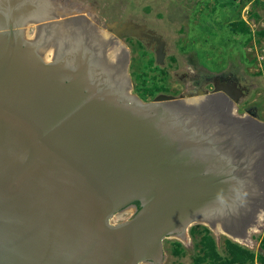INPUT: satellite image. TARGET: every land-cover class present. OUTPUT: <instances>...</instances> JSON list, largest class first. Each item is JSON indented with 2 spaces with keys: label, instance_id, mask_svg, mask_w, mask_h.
<instances>
[{
  "label": "water",
  "instance_id": "1",
  "mask_svg": "<svg viewBox=\"0 0 264 264\" xmlns=\"http://www.w3.org/2000/svg\"><path fill=\"white\" fill-rule=\"evenodd\" d=\"M65 25L94 41L51 44ZM114 26L0 6V264H161L194 226L248 249L261 229L264 122L238 84L144 100Z\"/></svg>",
  "mask_w": 264,
  "mask_h": 264
},
{
  "label": "rangeland",
  "instance_id": "2",
  "mask_svg": "<svg viewBox=\"0 0 264 264\" xmlns=\"http://www.w3.org/2000/svg\"><path fill=\"white\" fill-rule=\"evenodd\" d=\"M26 1L31 3V12L38 11L37 6L41 4L48 5L45 7L52 9V14H83L98 22L100 28L109 34L114 31L108 27L114 25L117 30H134L129 39L123 41L131 53L129 73L134 93L140 96L137 88L143 79L148 87L157 86L156 94L147 96L146 100H152L158 94L187 96L186 90L191 89L187 85L191 81L202 89H210L219 79L227 77L236 81L240 90L238 113L250 114L248 112L253 111L255 117L264 122V63L260 66L256 59L264 49V40L258 43L257 38H253L245 45V36H234L230 28L240 17L253 34L264 29V0ZM226 3L227 7H220ZM253 13H257L259 18H254ZM158 40L164 43L163 62L157 59V47L159 49L161 44ZM254 58L256 61H251ZM258 72L262 74L257 75ZM262 220L261 229H256L257 233L254 232L253 239L247 244L254 251L260 249L264 237V217ZM211 234L222 250L227 237L217 236L212 231ZM175 242L183 245L181 256L173 254ZM164 252L165 259L161 264H191L196 247L190 230L188 242L165 241Z\"/></svg>",
  "mask_w": 264,
  "mask_h": 264
},
{
  "label": "trees",
  "instance_id": "3",
  "mask_svg": "<svg viewBox=\"0 0 264 264\" xmlns=\"http://www.w3.org/2000/svg\"><path fill=\"white\" fill-rule=\"evenodd\" d=\"M220 7H227V3L222 4ZM252 16L254 18L256 17V19L259 18L257 13H253ZM230 28L234 36H245V45L252 42L253 38H257L258 43L264 40V29H260L253 34L249 25L240 19V17L230 25ZM172 61H176L175 58H172ZM251 61L255 62L256 59L254 58ZM150 65H152V61H150ZM261 74V72L257 73V75ZM145 83L146 80L143 79L141 85L137 88L140 97L144 100L147 99V96H153L157 92V86L148 87ZM136 204L139 203L137 202ZM190 233L195 241L196 247V253L192 256L191 264H264V237L261 239L260 249L258 251L248 249L233 242L229 238L224 239V247L221 250L207 227L194 226L190 229ZM173 245V254L175 256H181L183 245L179 242H175Z\"/></svg>",
  "mask_w": 264,
  "mask_h": 264
},
{
  "label": "bare ground",
  "instance_id": "4",
  "mask_svg": "<svg viewBox=\"0 0 264 264\" xmlns=\"http://www.w3.org/2000/svg\"><path fill=\"white\" fill-rule=\"evenodd\" d=\"M6 2V0H0V6L4 5V3ZM39 6H37V10L38 11H32V14H42V13H52L51 10H49L47 7L48 5H45L47 7H45L44 5L38 4ZM1 13L3 14H7L8 11H2ZM30 17V15H27L25 18ZM131 30V29H130ZM75 30L70 29L67 25L65 26H56L53 27V29L51 30L50 35L48 36L50 39V43L51 44H57V47H60L62 44H64V42H68V46H72L75 45L77 43V40H79L80 38L83 37V35H87L88 32L85 33H81V32H74ZM86 39L89 42H93L94 38L90 37V36H86ZM260 195V194H259ZM264 198L263 195H260V197L258 196V194H256V199L255 202L253 203L254 206H258L259 205V201H261ZM264 217V214L261 215V220L259 225H261L262 223V219ZM208 228V227H207ZM258 228V227H257ZM209 229V228H208ZM210 230V229H209ZM211 231V230H210ZM213 232V231H212ZM214 233V232H213ZM255 233H257V231L255 230ZM215 234V233H214ZM217 235V234H216ZM220 235H225V234H220ZM217 235V236H220ZM226 236V235H225ZM249 242V240L247 241ZM253 243V242H252ZM249 246V245H248Z\"/></svg>",
  "mask_w": 264,
  "mask_h": 264
},
{
  "label": "flooded vegetation",
  "instance_id": "5",
  "mask_svg": "<svg viewBox=\"0 0 264 264\" xmlns=\"http://www.w3.org/2000/svg\"><path fill=\"white\" fill-rule=\"evenodd\" d=\"M96 23V22H95ZM98 23V22H97ZM129 39V37L125 40V42L127 41ZM160 47L164 50V48H163V45L162 44H160V46H159V49H158V47H157V50L159 51L160 50ZM195 78L196 79H198L197 78V75L195 76ZM231 80V79H230ZM232 81V80H231ZM234 83H236V81H233ZM195 83H197V82H195ZM226 84V81H225V79H219V81H217L216 83H214L212 86H210V89L207 87V88H204V89H202L201 87H200V85H198V86H196L192 81L191 82H189V85H187L188 87L190 86L191 87V89L190 90H186V92L188 93V94H199V93H201V92H204V91H211V90H213V88L215 87V86H217L218 88H225V85ZM204 84H202L201 86H203ZM207 89V90H206ZM201 91V92H200ZM250 111V110H249ZM248 113H250V114H252L253 116H255L256 115V113H254L253 111H250V112H248ZM138 206V205H137ZM138 208V207H137ZM198 226V225H197Z\"/></svg>",
  "mask_w": 264,
  "mask_h": 264
},
{
  "label": "built area",
  "instance_id": "6",
  "mask_svg": "<svg viewBox=\"0 0 264 264\" xmlns=\"http://www.w3.org/2000/svg\"><path fill=\"white\" fill-rule=\"evenodd\" d=\"M256 59L260 66L262 63H264V49L260 50V53L256 55Z\"/></svg>",
  "mask_w": 264,
  "mask_h": 264
},
{
  "label": "crops",
  "instance_id": "7",
  "mask_svg": "<svg viewBox=\"0 0 264 264\" xmlns=\"http://www.w3.org/2000/svg\"><path fill=\"white\" fill-rule=\"evenodd\" d=\"M231 63H233V62L231 61ZM233 65H234V63L232 64V66H233ZM228 66H229V65H228ZM187 68H188L189 70H191V68H190L189 66H188Z\"/></svg>",
  "mask_w": 264,
  "mask_h": 264
}]
</instances>
